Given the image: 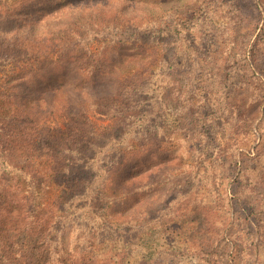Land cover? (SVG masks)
I'll return each instance as SVG.
<instances>
[{"label": "rangeland", "instance_id": "1", "mask_svg": "<svg viewBox=\"0 0 264 264\" xmlns=\"http://www.w3.org/2000/svg\"><path fill=\"white\" fill-rule=\"evenodd\" d=\"M16 1L68 3L76 35L14 94L0 59V264H264V0ZM39 94L69 111L12 124L5 97ZM37 123L49 148L27 146Z\"/></svg>", "mask_w": 264, "mask_h": 264}, {"label": "trees", "instance_id": "2", "mask_svg": "<svg viewBox=\"0 0 264 264\" xmlns=\"http://www.w3.org/2000/svg\"><path fill=\"white\" fill-rule=\"evenodd\" d=\"M18 1L16 0H9V2H0V12L5 15V17L8 19V23H14V27H9L6 29V31H3L0 33V59L3 56L8 57V65H11V69L8 73V76H6V83L11 84L13 86V94L16 92L18 88V83H36L37 80L44 79V69L50 68L51 66H57L58 63H61L63 61H68L72 58H67L65 54L66 51L70 50L71 45L69 44V47L62 44L57 45V40H60L63 36H69L73 33L75 36V31L69 27L68 20V3H65L64 5H60L56 10L49 11L45 15L39 16V17H33V14H30L28 12V9H22L20 5L17 6ZM59 5V4H56ZM7 8V9H6ZM64 10V13L60 12V10ZM21 12L22 20H15V15L18 12ZM83 11V9H82ZM68 17H67V16ZM5 21V20H4ZM6 22V21H5ZM42 30L41 33L39 31ZM65 54V55H64ZM56 56V59H54ZM77 59V58H76ZM77 67V63H76ZM81 67H77V70L80 71ZM65 70V69H63ZM58 95V94H57ZM4 96V95H2ZM5 97V96H4ZM11 97L14 96H6L5 98H8V107L9 112L11 111V115L9 116V119H12L10 122L12 124H15L16 117L22 116L23 114L27 113L28 115L33 116H39V115H45L46 112L44 111L45 108L51 109L50 113L53 116L58 117H64V115L67 112V106H61L56 109V107H51V102L53 101L48 100L47 96L44 94H39L38 99L34 101V105H25V103H20V107H22V111L19 112V108L16 107L17 104H13L10 100ZM4 103V102H3ZM5 105V103L3 104ZM125 110L130 112V109H127L126 106H124ZM0 109L2 107L0 106ZM21 109V108H20ZM69 111V110H68ZM1 118V114H0ZM4 125V123H3ZM8 126H4V129H7ZM12 127V125H11ZM17 129V128H14ZM32 131H34V134L30 137L29 141L27 142L28 147L38 146L43 148H49L48 145V139L51 138V136L48 135L47 131L48 128L46 125H39V123L35 124ZM129 132H132L129 131ZM129 132L125 131V135L127 136ZM31 134V133H29ZM39 136V138L37 137ZM5 138V141L3 144L6 146L12 147L15 146V144H18L20 142L19 139H16V137L11 136V134H8ZM137 139L129 140L128 138L122 139L121 144L125 145L126 147L133 148L134 142ZM88 145H92L91 143H88ZM134 150V148H133ZM133 152V151H132ZM48 189L46 188L45 191ZM31 198V197H28ZM28 202L30 203V200L28 199ZM18 220V218H17ZM15 221V218L13 217H5L2 218V221L0 219V225L3 227L1 228V233H7L8 230H5L7 226L10 225L11 222ZM37 225L35 228H33L34 234H32V231H29L31 228L26 229L24 227L23 229H15L13 231V238L14 239H20L24 238L26 240V237L32 236V238H38L42 236V228L41 224H45V221H36ZM31 226V225H30ZM54 230V229H52ZM6 243L1 242L0 245V251L6 246ZM4 256V254H2ZM9 264H28L25 263L24 260H16L12 261V263Z\"/></svg>", "mask_w": 264, "mask_h": 264}]
</instances>
